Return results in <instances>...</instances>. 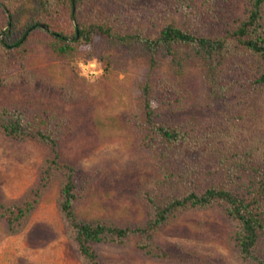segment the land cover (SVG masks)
<instances>
[{
    "label": "trees",
    "instance_id": "trees-1",
    "mask_svg": "<svg viewBox=\"0 0 264 264\" xmlns=\"http://www.w3.org/2000/svg\"><path fill=\"white\" fill-rule=\"evenodd\" d=\"M83 55L103 61L110 82L124 75L123 126L155 167L137 194L139 219L102 210V169L66 155L68 96L35 87ZM0 135L42 151L34 180L0 200L7 235L54 192L79 264H104L100 245L213 264L161 237L182 215L214 210L230 222V255L264 264V0H0Z\"/></svg>",
    "mask_w": 264,
    "mask_h": 264
},
{
    "label": "rangeland",
    "instance_id": "rangeland-1",
    "mask_svg": "<svg viewBox=\"0 0 264 264\" xmlns=\"http://www.w3.org/2000/svg\"><path fill=\"white\" fill-rule=\"evenodd\" d=\"M92 60L96 72L80 66ZM55 65L53 82L35 87L52 99L69 98L65 110L76 124L66 155L85 170L102 169L95 183L102 210L123 220L141 218L137 194L155 167L123 126L122 115L129 105L124 75L110 82L105 63L84 55L69 67ZM192 87L198 88L194 83ZM41 160L36 145L0 135V200L19 196L34 180ZM55 196L51 192L46 197L20 234L7 235L0 228V264H79L65 236ZM229 228L230 222L217 211H197L182 215L161 239L207 255L213 264H239L227 248ZM99 251L104 264H177L150 259L130 246L100 245Z\"/></svg>",
    "mask_w": 264,
    "mask_h": 264
},
{
    "label": "built area",
    "instance_id": "built-area-1",
    "mask_svg": "<svg viewBox=\"0 0 264 264\" xmlns=\"http://www.w3.org/2000/svg\"><path fill=\"white\" fill-rule=\"evenodd\" d=\"M80 66L82 68H86L89 69V71L92 73V72H96V67H97V63L95 60H92V61H86V62H81L80 63Z\"/></svg>",
    "mask_w": 264,
    "mask_h": 264
},
{
    "label": "water",
    "instance_id": "water-1",
    "mask_svg": "<svg viewBox=\"0 0 264 264\" xmlns=\"http://www.w3.org/2000/svg\"><path fill=\"white\" fill-rule=\"evenodd\" d=\"M39 26L42 27V28H46L45 25H43V24H40Z\"/></svg>",
    "mask_w": 264,
    "mask_h": 264
}]
</instances>
